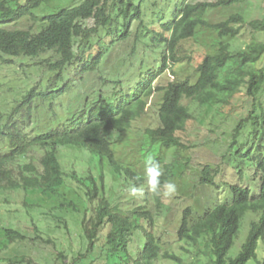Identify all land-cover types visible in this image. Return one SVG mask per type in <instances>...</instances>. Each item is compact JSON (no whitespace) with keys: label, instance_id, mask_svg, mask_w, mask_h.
<instances>
[{"label":"trees","instance_id":"trees-1","mask_svg":"<svg viewBox=\"0 0 264 264\" xmlns=\"http://www.w3.org/2000/svg\"><path fill=\"white\" fill-rule=\"evenodd\" d=\"M57 1L0 0V62L13 65L16 60L25 73L34 69L38 75L33 85L21 81L25 86L16 87L20 95L13 105L0 110V196L6 205L14 193L50 196L58 203L55 229L69 235L65 216L72 214L80 232L81 249L71 259L62 244L53 242L56 251L44 261L156 264L163 259L183 264L163 251L168 243L181 242L201 249L205 264H264L258 259L264 242V43L257 40L264 34V19L246 24L242 16L232 15L216 25L205 20L211 9L249 0H70L63 7ZM244 26L252 41L234 54L224 41L240 37ZM204 33L214 36L205 41ZM200 46L209 53L200 57L192 76L182 78L177 70L195 63ZM167 73L172 80L164 84ZM156 95L158 126L145 133L186 166L191 159L183 153L190 155L196 147L185 146L179 136L193 120L183 100L229 109L235 121L221 158L233 162L242 178V165L238 169L236 162L254 166L259 184L253 195L232 185L224 203L196 216L187 207L176 221L158 225L163 196L148 191L132 206L106 188V169L117 189L124 191L131 183L147 188L131 164L118 162L114 136L130 131ZM70 157L86 168L65 167L63 160ZM219 174V168L204 166L199 185L217 192ZM172 176L166 165L161 184ZM247 213L254 216L247 238L230 258ZM32 225L31 238L0 221V264L35 263L19 246L28 239L48 243L41 234L50 230Z\"/></svg>","mask_w":264,"mask_h":264},{"label":"rangeland","instance_id":"rangeland-1","mask_svg":"<svg viewBox=\"0 0 264 264\" xmlns=\"http://www.w3.org/2000/svg\"><path fill=\"white\" fill-rule=\"evenodd\" d=\"M70 0H58L57 6H66ZM189 4L196 3H213L216 0H188ZM232 15H240L244 18L245 23H249L256 20L264 19V0H249L243 4L232 5L228 8L219 7L209 10L205 15V20L210 25H216L225 22ZM241 36L234 40H225L224 42L229 44L230 51L237 53L244 50L247 45L252 41V36L244 26L241 31ZM214 36L211 33H204L203 38L205 41L208 37ZM257 40L264 43V34L258 35ZM204 41V40H202ZM204 44V42H203ZM204 46V45H203ZM205 47H196L195 49V63L191 66H184L177 70L178 74L182 77L192 76L197 66L200 57L209 53ZM26 64H32V62H26ZM26 69L19 67V62L14 60L13 65H3L0 62V110L5 112L13 105L14 101L20 95L15 92L16 87H24L23 80H28L27 85H33L35 81H38V75L35 74L34 69ZM172 77L167 73L164 77V84L171 81ZM15 82H18L15 84ZM241 97V95H240ZM160 97L158 95L148 100V108L145 116L142 119L136 121L131 130L123 135L114 136V141L117 145V160L124 166L131 164L133 169L137 172L138 176L146 177L144 175L145 160L147 157H153L159 162L162 169L166 165L169 166L171 173L173 174L171 181L176 185V194L172 198L163 197V210L158 216V225H164L165 220L174 222L177 220L181 211L187 207H191L193 210V216L198 213H202L207 208H212L218 204L224 203V200L230 197L229 188L232 185H240L249 189L252 195L255 193L256 186L259 184V178L254 177L255 169L247 160L239 163L236 162L237 168L241 166L243 169L244 177L237 175V170L233 169V162L228 164L222 161V154L225 151L226 145H228L231 129L233 128L232 122L235 121V117L228 113L229 109L224 108L221 105H214L208 107H201L192 100L184 99L182 104L186 106L193 120L187 125L186 130L180 133V139L182 143L187 146H195V150L191 148L190 155L188 151L183 153V157H189L191 160L186 166V162L183 159L178 160L173 156V152L165 150L160 144L153 143L146 135L145 130L155 129L158 126L157 122V104ZM243 101V98H242ZM233 150L231 151V153ZM39 154H36V158ZM180 157V156H179ZM85 160L87 157H81ZM74 157L65 158L64 166L67 168H74L77 170H84L86 166L84 164H76ZM185 162V164H184ZM209 165L212 168H219L220 174L216 178L218 191L203 187L199 185V177L201 169ZM109 169H106L104 176V184L107 189L116 190L117 195H120L119 201L122 204H126L129 201V205H136L142 202V199H133L127 195L126 190L123 191L115 188L113 177L109 176ZM97 175V173H96ZM145 194L148 195L147 188ZM10 203L5 204L4 198L0 196V221L4 226L10 224L23 232H25L31 238L34 237L32 233L33 225L36 223L43 229L50 230L48 234H41V237L45 240L50 239L48 243L43 240H26L23 242L19 249H22L35 259L33 264H47L44 259L49 257L51 253H55L56 249L54 243L62 244L64 250H68V258L71 259L73 254H76L81 245L78 239L80 232L75 224L72 223V214H67L66 220L68 221V229L70 234L64 236V231L55 229L54 220L52 216L58 213L57 201L52 197H44L40 192H31L28 194H12ZM25 204V205H24ZM24 205V206H23ZM32 207L28 209L26 207ZM29 211L26 213L25 209ZM51 218L49 221L46 217ZM252 213H247L242 220V226L238 237L234 241V246L229 252L228 257L235 258L242 245L245 243L249 232V226ZM33 219V220H32ZM167 221V223L169 222ZM32 222V223H31ZM170 222V223H171ZM173 227L176 226L171 223ZM167 224V225H168ZM169 241L172 240L168 237ZM54 242V243H53ZM163 251L173 253L182 259L183 264H205L207 258L203 256L202 250L183 244L181 242L168 243L163 246ZM258 259L262 261L264 259V242L259 246ZM156 264H175L167 260L160 259ZM250 264H254L251 262Z\"/></svg>","mask_w":264,"mask_h":264},{"label":"clouds","instance_id":"clouds-1","mask_svg":"<svg viewBox=\"0 0 264 264\" xmlns=\"http://www.w3.org/2000/svg\"><path fill=\"white\" fill-rule=\"evenodd\" d=\"M144 175L146 177L147 190L154 196L172 198L176 194V185L174 182L161 184L160 177L163 175V169L159 162L151 156L145 160ZM126 192L130 198L142 199L145 196L146 189L144 186L131 183L127 186Z\"/></svg>","mask_w":264,"mask_h":264}]
</instances>
